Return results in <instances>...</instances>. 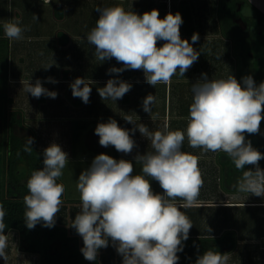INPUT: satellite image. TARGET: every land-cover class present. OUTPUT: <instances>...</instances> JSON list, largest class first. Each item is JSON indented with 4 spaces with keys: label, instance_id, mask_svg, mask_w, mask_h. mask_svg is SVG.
Returning <instances> with one entry per match:
<instances>
[{
    "label": "clouds",
    "instance_id": "obj_1",
    "mask_svg": "<svg viewBox=\"0 0 264 264\" xmlns=\"http://www.w3.org/2000/svg\"><path fill=\"white\" fill-rule=\"evenodd\" d=\"M96 11L99 18L87 41L94 46L98 60L115 58L123 65L109 68V74L143 70L145 81L155 88L157 84H169L177 73L184 77L201 54L192 46L199 40L198 33H193L192 43L181 38L183 18L179 12H169L161 19L157 9L142 15L120 5L98 7ZM33 18L38 19L35 15ZM20 23L18 19L4 23V34L10 41L23 39L28 29ZM158 41H164L162 46H157ZM46 80L57 83L52 77ZM93 83L76 78L70 84L73 97L89 103ZM23 87L35 98L55 99L58 95L43 87L40 79L35 84L25 81ZM131 88L129 82L112 78L97 91L102 100L116 101ZM192 93L186 132L169 130L167 124L162 131L152 132L131 116L124 119L134 125L132 129L120 127L112 118L97 124L94 131L103 147L111 145L117 152L130 154L137 147L132 135L138 130L150 141L153 151L134 157L142 174L133 175L131 161L116 160L104 153L80 173L76 183L80 211L71 227L83 240L80 251L85 260L96 261L100 249L107 248L111 240L123 258L122 264H178L177 253L183 251V242L193 227L181 209L198 206L203 187L199 158L181 150L186 137L191 148L226 153L236 170L242 172L234 185L236 191L264 198V169L259 164L264 153L245 137V133H259L264 120V81L257 85L251 75L238 81L232 74L209 79L202 73L192 85ZM155 103L156 97L148 94L142 102L143 111L150 115ZM33 142V137H27L23 151L30 154ZM68 163V153L59 144L53 142L43 150V168L32 171L26 184L28 194L23 197L24 221L29 230L41 222L44 227H54L65 192V186L57 181ZM246 165L252 168L245 170ZM148 177L159 183L162 194L153 191ZM178 199L183 203L177 204ZM5 216L0 204V258L6 261ZM228 259L227 253L208 250L197 257L195 264H227Z\"/></svg>",
    "mask_w": 264,
    "mask_h": 264
},
{
    "label": "rangeland",
    "instance_id": "obj_2",
    "mask_svg": "<svg viewBox=\"0 0 264 264\" xmlns=\"http://www.w3.org/2000/svg\"><path fill=\"white\" fill-rule=\"evenodd\" d=\"M188 1L191 4L193 15L189 23L192 30L189 34L181 26L180 34L182 39H187L189 43H192L193 33H198L199 40L192 46L201 54L183 77L184 80L191 79V82H182L187 85L185 91L181 90L177 84L179 83L178 78L180 77V80L182 78L179 73L171 78L172 83L168 84L167 94H165V85L158 86L162 89L157 93L163 98L167 95L168 112L171 105L176 104L174 101L176 97L183 92L185 95L193 94L192 85L201 78L202 73H206L209 79L227 78L232 74L238 81L247 75H251L257 85L264 81V0ZM40 2L42 3L41 0H0V26L3 32L0 39L4 40L5 44L9 42L8 59L2 56L3 52L0 48V107L4 111V116L0 114V187H5L10 183L3 168L6 120L12 110L20 109L24 122L21 132L28 134L33 131L37 147L49 138L51 139L50 144L55 142L68 153L69 163L63 169V175L59 180L65 186L61 206L64 209L63 216L71 227L72 220L80 211L81 204L80 194L76 187L77 180L80 173L91 165L98 151L97 148L99 149L101 145L95 140L97 136L95 128H91L82 141H79L80 144L81 142L85 144V148H78L74 151L66 149L67 146L63 147L77 139L75 134L71 135V123L67 127L65 116L68 115V111L61 100L62 97L67 99L72 95L69 82H74V80L69 81V78L80 77L94 82H97V77L107 80L119 78L127 82L145 81L143 70H125L122 73L109 74V68L123 67L122 63H118L115 58L104 62L96 58L94 46L87 41V35L95 27L99 18L96 9L120 5L126 11L132 10L139 15L157 9L159 18L163 19L169 12L173 14L179 12L180 0H75L71 3L72 8L70 7L71 17L59 23H57V18L53 20L51 5L45 7V5H40ZM34 15L38 18L37 20L33 18ZM17 19L21 22L20 26L28 30L23 32V39L10 41L4 34L3 25L10 20ZM56 25L58 28L65 29L71 27L81 36L73 39L72 45L67 50H58L53 46L52 38L55 37H51L52 29ZM54 43L58 44L59 48L62 46L58 43V39ZM163 43L164 41H158L157 46H162ZM21 56H23V63L19 65ZM48 65L52 66L45 69L44 67ZM48 77L54 78L57 83L47 82ZM37 79L41 80L43 87L49 91H55L58 94L57 97L55 99L47 96L35 98L30 93L27 94L24 91V82L30 80V83L35 84ZM137 84L139 83H135ZM96 85V83L91 85L93 96L97 93ZM135 87L134 90L138 91V86ZM93 101L94 99L89 101V107L92 106L89 109L91 112H94ZM176 112V110L172 112L169 120L172 123H170L172 131L176 130L174 128L175 119L179 116V113L176 116ZM39 113L41 117L46 118H39ZM47 129L51 131V136L47 135ZM245 137L246 140L251 141L255 149L264 153V120L261 121L259 133H245ZM185 149L182 147L181 150L185 152ZM110 152L112 155L118 154L114 149ZM194 152L198 154L202 179L208 176V180L203 179V187L198 200V205L203 206L200 209H197L199 206L181 209L193 223L189 233L211 234L220 226L229 225L238 233L239 243L238 247L228 254L227 264H264V247L262 246L264 243V206H261L264 204V198L236 191L234 185L242 172L236 170L226 153L203 152L199 148H195ZM213 156L216 157L214 172L211 166H207ZM259 164L261 169H264V159ZM250 168H252L251 165L245 166V170ZM16 171L19 183L26 184L32 173L29 161L26 158H20L16 164ZM205 173L208 175L204 176ZM153 181L155 192H159L161 190L159 183ZM212 182L215 184L214 189ZM213 205L225 206L215 209ZM7 240V260L0 258V264H41L39 255L19 249V236L16 230H12L7 235ZM111 245V240H109V246L100 249L99 256L106 253L105 258L111 259L116 264L121 255L117 253L113 245L114 252L111 253Z\"/></svg>",
    "mask_w": 264,
    "mask_h": 264
},
{
    "label": "trees",
    "instance_id": "obj_3",
    "mask_svg": "<svg viewBox=\"0 0 264 264\" xmlns=\"http://www.w3.org/2000/svg\"><path fill=\"white\" fill-rule=\"evenodd\" d=\"M178 8L183 18L182 27L190 34L192 27H190L189 23L193 19L191 4L188 0H180ZM52 11L55 18L64 19L66 13L64 4H54ZM69 11L71 12V10ZM1 34L3 32L0 26V36ZM56 35L58 43L62 46L69 40L67 33L62 29L57 30ZM3 41L0 39L2 56L8 59L9 42L5 44ZM79 101L81 102L82 100L79 98ZM0 114L4 116V111L1 107ZM6 126L7 132L3 141V168L10 179V183L5 187H0V204L3 205L6 211L5 223L7 228L5 229V234L8 235L12 230H16L19 236V249L23 252L39 255L41 264H114L111 259L107 260L105 258L106 254L98 255L96 261L84 259L80 251L83 247V242H81L76 230L69 227L63 216L64 209L62 207L56 215L54 227H44L42 226L43 222L37 224L31 230L26 227L23 197L28 194V189L26 187L27 183L21 184L18 181L16 164L20 158H26L32 171L43 168V149L37 147L33 131L28 134L21 132V129L24 128L22 110H12L8 114ZM27 137L34 138L33 151L30 154L23 151ZM57 182L63 184L59 179ZM213 206L215 209H220L224 208L225 205ZM200 207L202 206L200 205L197 209H200ZM238 241L239 237L236 230L226 224L225 226H220L218 230L211 234L203 232L189 233L188 240L183 242V251L177 253L180 257L178 264H195L197 257L208 250L230 254L238 247ZM116 264H122V256L119 257V261Z\"/></svg>",
    "mask_w": 264,
    "mask_h": 264
},
{
    "label": "crops",
    "instance_id": "obj_4",
    "mask_svg": "<svg viewBox=\"0 0 264 264\" xmlns=\"http://www.w3.org/2000/svg\"><path fill=\"white\" fill-rule=\"evenodd\" d=\"M31 1V0H28ZM42 3L40 2V5H45L46 6H50L51 9V13L53 14L52 11V7L54 4L60 3V4H64L65 8H66V13H65V17L64 19H57V23L59 22H64L66 20L69 19V17H71V12L70 7L71 3L75 0H50V2H45L44 0H41ZM48 8V7H47ZM54 17V15H53ZM55 19V17L53 18V20ZM51 21V20H50ZM45 22V21H44ZM52 23H54L53 21H51ZM62 29L67 33V36L69 37V40L67 41L66 44H64L63 46H61L59 48L58 44H55L54 42L57 40V35L56 32L57 30ZM51 37H55L52 38L53 41V46L58 49V50H67L69 48V46L72 45V41L73 39H77L80 38V34L79 33H75L71 27H67V29L60 27L58 28L57 25L56 27H54L52 29L51 32ZM55 40V41H54ZM13 53V52H12ZM21 55V54H18ZM19 65L20 63H23V56H21V59H19ZM65 63V62H63ZM75 79L69 78V81H72ZM191 80V79H190ZM190 80H184V78L182 77L180 80V77L178 78L177 83L179 85V88H181V90L185 91V87H187L186 84H183L182 82H188ZM97 82L96 83V87L97 88H102L106 85V82L108 81L107 79L104 78H100L97 77L96 78ZM191 82V81H190ZM195 82V81H193ZM197 82V81H196ZM66 83V82H65ZM72 83V82H69ZM132 85L131 90L126 93L123 98L118 99L116 101L111 100V99H107V100H102L101 97L97 93L93 96V93L90 94V99H94V112H91V110H89L91 107H89L90 103H83L82 101H79V98L73 97V95L68 96L67 99L65 98H61V100L63 101V105L65 107V109L68 111V115L65 116V118L67 119V127L68 125L70 126L71 123V135L77 136V139L74 140V142L69 143V145H64L63 147H66V149H72V150H77L78 148L83 149L85 148V144L83 142H81V144L79 143V141H82V138H84V136L88 133V131L91 128H96L98 123H106L108 121L109 118L115 119L118 122V125L122 128H126V129H132L134 127L133 124L128 123L124 117L127 116H131V118L133 119L134 122H136L137 124L139 123H143L145 125L148 126L149 130L154 132V130H163L164 125L167 124L169 126V130H172V126H171V122L170 120V116L171 114H173L172 112H174L175 110L177 111L175 114L176 116L178 115L177 113H179L178 118L175 119L176 123L174 124V128L176 130H181V131H185L186 132V128H187V124H188V117H189V106L192 103V95H185V93L183 92L179 97L175 98V103L173 106L171 105L169 112L167 109V95L164 96V98L158 94L157 92H160L162 87H158L159 85H165L163 83L161 84H157L154 87H152L151 85H149L146 81L144 82H129ZM135 83H139L137 85H135ZM172 83V82H170ZM169 83V84H170ZM192 85V84H191ZM135 86H138V91L134 90V88H136ZM167 87L168 84L165 85V94H167ZM148 94H152L156 97V103L152 106V111L150 113V115L148 113H146L145 111H143L142 108V102L143 99L148 95ZM184 94V95H183ZM90 101V100H89ZM164 108V109H163ZM172 108L174 110H172ZM88 109V110H87ZM38 116H40V113L38 114ZM184 117H186V120H184ZM39 118H46V117H39ZM95 121H94V120ZM94 121V122H92ZM171 123V124H170ZM48 130V129H47ZM38 132V131H37ZM43 133H46L44 131H42ZM47 135L51 136V131L48 130L47 131ZM56 132V131H54ZM131 134V133H130ZM132 138L135 140L137 147L133 149V151L130 154H124V153H120L117 152L116 149L114 148V146H108V147H103L100 146V148H97V153H95L94 158L101 154H107L111 157H113L116 160H120V159H125V160H129L133 163L134 165V172L133 175L135 174H142L141 173V168L139 170V167H141V165L139 166V164H136V161L134 159V157L139 153L141 155L145 154L147 151H153L152 147H151V143L150 141H148L146 138L142 137L141 134L139 133V131L137 130L135 132L134 135H132ZM51 139L47 138V141L45 143H42V145L39 147L41 149H45L46 147H48L50 145L49 141ZM95 140L98 142L99 144V137L95 136ZM187 137L186 140L184 141V144L182 147L187 148L188 150H186V153H190L193 155H196L198 157V154H196L194 152V148H191L189 145L187 146ZM83 143V144H82ZM97 144V143H96ZM111 149H114L118 154L116 155H112V153L110 152ZM209 156V154L207 155ZM215 159L216 157L213 156V159L211 161H208V167H212V172H214V168H215ZM211 162V164H210ZM199 164V161H198ZM200 166V165H199ZM209 173V170H208ZM208 173H205V175H208ZM148 179H150V183L152 186V189H154L153 191L155 192V185L153 186V184L155 183L150 177H148ZM203 179H205V181L208 180V176L204 177ZM64 184V183H63ZM213 184V189L215 187L214 182H212ZM209 185V184H208ZM163 190H159V192H155V193H161L162 194ZM199 200V198H198ZM177 204H181L183 203L182 201H180L179 199L176 201ZM200 206V205H198ZM203 206V205H201ZM80 237V236H79ZM81 242H83L82 238L80 237ZM239 243V242H238ZM264 247V243L262 245ZM111 249V253L114 252L113 250V246H110ZM258 250V248H257ZM27 254V253H25ZM31 254V253H30ZM102 254H106V253H102ZM228 255V254H227Z\"/></svg>",
    "mask_w": 264,
    "mask_h": 264
},
{
    "label": "built area",
    "instance_id": "obj_5",
    "mask_svg": "<svg viewBox=\"0 0 264 264\" xmlns=\"http://www.w3.org/2000/svg\"><path fill=\"white\" fill-rule=\"evenodd\" d=\"M45 2H48V0H45Z\"/></svg>",
    "mask_w": 264,
    "mask_h": 264
}]
</instances>
